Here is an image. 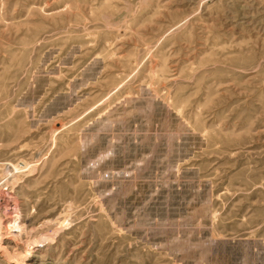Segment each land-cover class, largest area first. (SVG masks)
I'll return each mask as SVG.
<instances>
[{
	"label": "rangeland",
	"instance_id": "1",
	"mask_svg": "<svg viewBox=\"0 0 264 264\" xmlns=\"http://www.w3.org/2000/svg\"><path fill=\"white\" fill-rule=\"evenodd\" d=\"M0 223L21 264H264V0H0Z\"/></svg>",
	"mask_w": 264,
	"mask_h": 264
},
{
	"label": "bare ground",
	"instance_id": "2",
	"mask_svg": "<svg viewBox=\"0 0 264 264\" xmlns=\"http://www.w3.org/2000/svg\"><path fill=\"white\" fill-rule=\"evenodd\" d=\"M16 212V211H15ZM11 217V215H10ZM10 217L8 218V224L6 225L5 229L7 230V233L10 234V236H13V237H18L20 235V233L22 232V224L21 222L19 221H15V220H11ZM9 227H10V231H9ZM17 228H20V231L17 232ZM2 234V226H1V223H0V235ZM46 235V234H45ZM44 235H42V237L40 238H45L43 237ZM47 238V237H46ZM18 239V238H17ZM23 241V240H22ZM32 241H35V240H32ZM38 241H40L38 239ZM37 243V242H36ZM6 244V243H5ZM2 241H1V237H0V250H2V254L5 255V256H9V257H12L13 261L15 264H21L23 263V255L24 254H21V253H10L7 251L6 249V245H5ZM15 245V244H14ZM16 246V245H15ZM28 251V250H27ZM12 252V251H11ZM14 252V251H13ZM26 253V252H25ZM28 253V252H27ZM26 253V254H27ZM26 257V256H25ZM7 259V258H6Z\"/></svg>",
	"mask_w": 264,
	"mask_h": 264
}]
</instances>
